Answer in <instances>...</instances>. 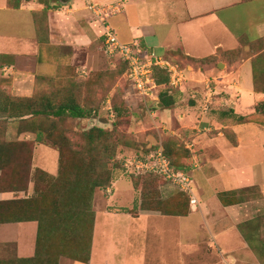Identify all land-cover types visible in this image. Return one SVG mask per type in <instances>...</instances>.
<instances>
[{"label":"crops","instance_id":"obj_1","mask_svg":"<svg viewBox=\"0 0 264 264\" xmlns=\"http://www.w3.org/2000/svg\"><path fill=\"white\" fill-rule=\"evenodd\" d=\"M89 4H122V13L110 20L122 42L138 40L159 56L191 61L186 71L188 79L191 74L190 81L185 90L177 91L171 108L159 107V96L153 101L146 99L145 105L157 108L152 115L158 117V132L178 138L188 150L193 148L199 167L190 173L197 183L200 207L186 217L142 210L133 216L124 210L136 209L141 195L129 177L117 176L112 197L103 191L95 194L88 264L258 263L239 225L253 220L264 207V127L236 124L224 114L231 110L240 116L254 114L264 102V88L256 87L249 47L234 62L226 60L224 54L242 47V39L249 43L264 40V0H56L48 11L49 39L43 45L36 41L34 13L45 6L32 1L14 10L8 0H0V56L14 60L0 69V78L11 82L14 97L32 98L38 79L47 80L46 88L52 89L60 82L66 86L68 79L83 81L92 73L108 70L110 59L101 39L103 27ZM24 26H30V32L23 34ZM259 55H264V50ZM214 56L219 58L216 63H195ZM187 101L190 108L185 106ZM78 120L87 127L84 131L100 122ZM18 128V122L10 119L7 136L13 135L18 141L36 140L34 133L19 132ZM228 132L234 133L236 144ZM155 143L152 141L148 149L156 147ZM162 144L157 147L163 148ZM40 146L53 150L38 144L35 155ZM126 179L132 189L129 185L123 188ZM163 186L160 190L165 200L179 193ZM243 190L247 193L238 195L243 202L237 205L226 206L219 198L221 193ZM32 193L33 185L29 195ZM16 196L4 193L0 199L9 201ZM0 226L17 228L8 233L0 230V260L34 257L36 222ZM31 230L32 239H22ZM7 249L12 254L6 255ZM26 250L32 254L22 256ZM60 264L84 263L62 257Z\"/></svg>","mask_w":264,"mask_h":264},{"label":"trees","instance_id":"obj_2","mask_svg":"<svg viewBox=\"0 0 264 264\" xmlns=\"http://www.w3.org/2000/svg\"><path fill=\"white\" fill-rule=\"evenodd\" d=\"M32 1L45 6L43 11L34 13L36 41L43 45L49 39L48 11L52 9L51 3L56 0H8V3L11 9L19 10L25 3ZM241 46L225 53V59L231 62L240 60L243 49L249 47L250 54L254 57V79L259 88L258 83L264 78V55H259L264 50V40L249 43L247 39H242ZM142 48L144 52H152L144 46ZM5 57L0 56L1 70L14 63L12 57ZM166 58L177 63L168 56ZM218 59L214 56L195 63L205 66L216 63ZM115 62L118 65L114 68L92 73L86 80L80 81L76 77L68 79L66 86L60 82V86L46 88L47 80L38 79V87L32 98L14 97L10 90L11 82L0 78V120L17 121L19 132L29 131L36 135L34 141H9L0 129V197L4 193L17 195L9 201L0 199V225L22 222L38 224L34 257L3 259L0 264H60L62 257L84 264L90 262L95 194L97 191L106 193L115 184L116 169L124 175L123 160L119 159L121 154L118 156V151L127 140L119 133L118 128L124 119L132 122V113L126 104L129 82L125 76L129 65L120 60ZM154 78L159 86V102L163 108H171L178 96L177 91L182 88H171L170 75L161 68L154 69ZM120 80L124 81L122 94L118 88ZM120 96H124L125 101ZM110 97L115 119L112 121L107 117V122H103L100 118L101 108L106 109ZM224 115L236 124H257L264 127V102L250 116H240L233 110ZM78 119H96L105 125L112 124V127L105 129L94 126L88 131L75 134L74 140L65 128L64 120ZM227 135L236 144L234 133L228 132ZM38 144L58 152L59 168L56 176L34 168ZM162 145L175 171L191 172L194 169L195 152L185 148L178 138L168 137ZM152 149L156 150L158 147ZM149 151L144 148L145 153ZM128 177L135 190L140 193L141 201L136 209H125V213L137 216L138 210H142L176 217H186L191 213L189 199L185 194L178 193L169 200L163 199L160 187L164 180L161 177ZM31 185L33 193L29 195ZM245 193L247 190L225 192L219 198L226 206L237 205L243 202L238 195ZM252 224V221L242 223L239 230L250 249L264 264V244L260 241L257 228Z\"/></svg>","mask_w":264,"mask_h":264},{"label":"built area","instance_id":"obj_3","mask_svg":"<svg viewBox=\"0 0 264 264\" xmlns=\"http://www.w3.org/2000/svg\"><path fill=\"white\" fill-rule=\"evenodd\" d=\"M89 9L95 15L97 22L103 27L101 36L103 42V51L111 62L123 61L129 65L126 73V80L129 82V89L126 94V100L129 101L131 96L139 95L144 100L157 99L159 86L154 78V69L161 68L167 71L170 75V87L173 89L183 88L188 82L187 73L179 64L167 59L166 56H159L153 52H144L140 41H135L131 44L122 42L115 30L110 24V20L122 13V4H113L109 6H99L89 4ZM108 117L113 121L115 112L113 110L111 100L106 103ZM101 122L94 124L98 126ZM107 128H111L112 124H107ZM93 126V127H94ZM106 129V128H105ZM148 153H133L119 157L123 160V172L125 176L130 175H156L164 180L165 189L176 190L187 196L190 203L191 211H198L200 202L198 198L197 183L192 173L184 171H175L170 160L166 157L164 149H149ZM193 151V148H189ZM195 166L198 168L197 157L193 156ZM114 185L106 191L108 196H113Z\"/></svg>","mask_w":264,"mask_h":264},{"label":"rangeland","instance_id":"obj_4","mask_svg":"<svg viewBox=\"0 0 264 264\" xmlns=\"http://www.w3.org/2000/svg\"><path fill=\"white\" fill-rule=\"evenodd\" d=\"M10 23L18 24V22H13V21H11ZM9 28H10V25H8V29ZM28 32H30V26L29 28L27 26H24V28L22 29V33L26 34ZM177 63L179 64V66H181L183 70L187 71V66H188L187 61H177ZM116 64L117 62L109 61V65H108V62H107L108 69L114 68ZM195 73L198 74V70H196ZM190 78H191V74H189V79ZM189 79H188V82L184 85V87L181 90H185L187 88V84L190 81ZM118 84H119L118 88L120 90V93L122 94L123 88H124V81L120 80ZM262 88H264V78L261 79L259 89H262ZM121 99H124V96ZM150 101H153V99H151ZM126 104L129 107L130 112L132 113V122H129V120L124 119V121H122V125L118 128L119 133L124 137V139L127 140L126 143L124 145H121L119 148L118 156L121 154L119 157H122L124 155L133 154V153L144 152V148L148 149L149 148L148 146L152 141L156 142L155 145L153 146H156V145L158 146L166 138H168L165 133L163 132L160 133L155 129V123L158 121V117L157 116L154 117L152 115V113L156 111L155 107L146 106L145 100L139 95L131 96L129 98V101L126 102ZM189 104H190L189 101H187L185 103V106L190 108ZM101 111H102L100 114L101 116L100 118H102L101 120L103 122H107L108 112L106 111L105 107H102ZM8 123H9L8 120H0V129H2L1 132L5 135L6 140H9V141L17 140V138H15L13 135L7 136ZM64 126L67 129V131L71 133L72 138L74 140H76L75 134L82 133L87 128L79 120H64ZM58 159H59V156L56 151L51 150L45 146H40L37 148L34 166L43 168L46 171H48L50 174L56 175L58 173V168H59ZM121 174H122L121 171L116 169L115 178L117 176H120ZM127 185L130 186L128 187L129 189H132L129 179H126L122 184L123 188H126ZM114 188H115V185H114ZM109 197H112V196H109ZM254 205L252 204V208ZM251 221L254 222V224L252 225L254 228H257L260 234V241L262 244H264V207H262V212L255 214V218ZM34 225L36 226V224ZM28 226H31L30 228H32L33 225L29 224ZM0 230L4 231L5 233H8L9 230L14 231V230H17V228L14 226H11V227L0 226ZM32 231L33 230H31L30 234L27 236L23 235L22 239H26V240L32 239ZM16 233L17 232H14L13 235H16ZM214 249L216 250V247ZM24 252L25 254L22 256H29L32 254V252L29 253L27 250ZM5 253L6 255L12 254L11 251H9V249H7ZM262 259H264V253H263ZM246 264H263V262L260 259H258V263L256 262V263H246Z\"/></svg>","mask_w":264,"mask_h":264},{"label":"water","instance_id":"obj_5","mask_svg":"<svg viewBox=\"0 0 264 264\" xmlns=\"http://www.w3.org/2000/svg\"><path fill=\"white\" fill-rule=\"evenodd\" d=\"M159 107H162V104H159ZM98 126L102 127V128H107L108 127V125H105L103 123L98 124Z\"/></svg>","mask_w":264,"mask_h":264}]
</instances>
